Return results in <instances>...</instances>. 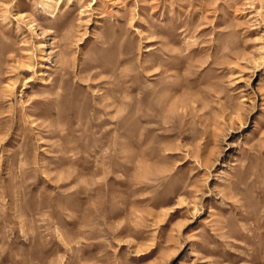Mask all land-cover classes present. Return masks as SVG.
<instances>
[{"label":"rangeland","instance_id":"obj_1","mask_svg":"<svg viewBox=\"0 0 264 264\" xmlns=\"http://www.w3.org/2000/svg\"><path fill=\"white\" fill-rule=\"evenodd\" d=\"M0 264H264V0H0Z\"/></svg>","mask_w":264,"mask_h":264}]
</instances>
